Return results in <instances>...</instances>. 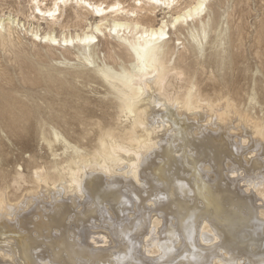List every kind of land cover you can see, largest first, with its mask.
I'll list each match as a JSON object with an SVG mask.
<instances>
[{
    "label": "bare ground",
    "instance_id": "6f19581e",
    "mask_svg": "<svg viewBox=\"0 0 264 264\" xmlns=\"http://www.w3.org/2000/svg\"><path fill=\"white\" fill-rule=\"evenodd\" d=\"M209 1L134 0L126 8L119 1L27 0L28 10L18 2L5 18L0 16L1 50L14 55L17 48L24 56L17 34L20 24L30 21L26 33L32 43L73 50L87 69L76 76L103 88L102 97L113 110V124L105 126L100 123L106 115H86L99 119L91 151L71 145L50 125L53 142L63 145L59 155L45 137V121H37L0 85V132L37 130L53 157L48 168L32 169L33 188L21 199L11 202L6 190H0L3 261L264 264V208L256 207L254 195L248 194L252 188L264 201V173L251 177L252 171L264 170V160L257 157L264 154V118L239 105L240 89L232 79L200 85L195 66L204 67L197 57L205 41L215 50L208 66L221 71L238 61L235 41L243 40L238 27L230 33L227 12H219L220 4L229 0H221L217 10L208 7ZM3 3L0 6L10 5ZM201 3L204 11L197 14ZM63 14L73 20L71 25L59 22ZM42 23L45 28L40 29ZM162 28L167 39L153 40ZM170 32L177 34L174 42ZM100 35L110 39L103 59L95 50ZM257 36V42L264 41L263 31ZM180 40L194 57L188 64V56L174 57L183 45ZM255 55L264 68L262 46ZM58 63L68 64L65 59ZM29 64L39 76L47 73L31 60ZM166 135L168 141H162ZM250 141L259 144V153H252V146L246 145ZM239 170L249 172L248 178L233 179ZM239 181L246 184L244 191ZM91 228L102 231L95 237ZM199 240L212 245L199 246Z\"/></svg>",
    "mask_w": 264,
    "mask_h": 264
},
{
    "label": "rangeland",
    "instance_id": "374dc122",
    "mask_svg": "<svg viewBox=\"0 0 264 264\" xmlns=\"http://www.w3.org/2000/svg\"><path fill=\"white\" fill-rule=\"evenodd\" d=\"M3 1L4 0H0V4H5ZM50 1L51 0H46V3L49 4ZM91 1L103 2L105 4L119 1L125 5L126 8H129L133 6L134 0ZM220 1L221 0H211L208 2V7L217 10L216 6L220 4ZM7 2H10L12 7H9L10 5L0 6V10H2L0 16L3 15L4 18L7 16L8 11L16 8L18 2H20V6L24 5L23 7H26L24 9L25 11L29 9L27 0H17V2L16 0H7ZM224 11H226L228 15L227 22L230 26V33L237 29L236 27L242 31L241 37H243V40L235 41L238 48H235L234 52L238 56V61L236 60L233 62L231 68L228 70L218 71L215 68L213 69L208 66L207 61L210 58L209 55L215 50L212 48L211 44L208 43L209 41H205L203 52L197 57L198 62L203 64L204 67L200 64L195 66L198 71V79L201 80L200 85H202L201 87H205L212 83L219 84V82H222L221 77L224 78V80L232 79L238 87V91L240 89L239 105L244 106V108L251 114L264 118V68L260 63V59L255 55L256 51H259L261 46L264 49V41H256L258 38L257 35L261 31L264 32V28L260 30V24L264 23V0H229L227 4H220L219 12ZM162 17L163 15L157 16L158 19ZM157 18L156 20H158ZM63 20H65V22L68 20V25H71L73 22L71 19H66L65 14L60 17L59 22L62 23ZM87 20L92 21V18L87 16ZM23 21L25 20L22 19L21 23ZM25 23L26 25H24V27H21L22 24H20L19 30L21 31H18L20 33L17 34L19 40H21V49L25 52L24 56H21L22 54L19 53L17 48L15 49L16 54L14 55L8 53V49L1 50L0 48V73L3 72L5 74L4 77H0V85L2 88L8 90L18 102L24 104L23 108L25 106L33 112V114L37 116V121L40 122L41 120V124L45 121V124H47L44 126L45 137L52 141V150L57 154H62L63 145L59 142H53V138L47 130L50 125L61 135L65 136L66 140L71 145H75L85 151H91V147L94 144L93 139L98 130L97 121L99 119L96 117L86 118V115L89 113H92L97 117L106 115L107 119L102 120L104 123H100V126H105V124L107 125L109 123L113 124L110 119L113 110L108 108L106 98L103 99L102 97L104 89L99 87L96 83L88 82L76 76V72L87 73V69L84 68L81 65V62L75 58L73 50L65 51L57 47L48 49L43 44L37 42H35L36 44L32 43L30 34L26 33V31L29 30L31 22L29 21L28 23L26 21ZM35 25L36 24H34V26ZM43 28H45L44 23L41 24L40 29ZM57 31L59 30L57 29L56 32ZM71 32H73L72 29ZM105 35L107 36L106 33ZM169 35L171 38L170 42H174L177 34L170 32ZM100 36L95 50L97 51L98 56L100 54V59H103V56L106 54V42L110 41V39L106 41V36ZM15 41H17V39H15ZM181 42H183V45H178V51L174 57L179 54H184L189 57V59L186 60V63L188 64L194 60V57H191L189 52L185 49L186 42L180 40L179 43ZM112 44H114L113 41ZM229 49H231L230 46ZM16 57L18 61L16 60ZM29 59L34 64L33 67L36 66L41 70H46L47 73H42V76H39L33 68H30L31 65L29 64ZM63 59H65L68 64L58 63L63 61ZM231 74H233V76ZM48 76L51 77V80L48 79ZM250 97H253L254 99L249 101ZM78 110L82 112V116L79 117V119L77 116L81 115V113H79ZM77 113L79 115H77ZM28 132L29 131L23 133L19 132L17 135L0 132V190H6L7 197L11 202L21 199V194L26 190H31L33 188V183L31 181L32 169L34 170L38 167L48 168L53 159L50 154L52 153V150L47 147L37 130ZM35 132H37L38 135ZM83 136L85 138H82ZM166 136L167 138L164 136L162 141H168V135ZM236 141L239 142L238 139ZM239 145L241 146V141ZM246 145L252 146L253 154L260 152L259 148H256L259 144H256L255 146L250 141L249 143H246ZM69 152L70 150L67 151V153ZM247 156L249 157V155ZM257 157L264 160L263 153L257 154ZM58 158H60V156H58ZM238 172V177L234 176L233 179L236 178V180H239L241 178H248L249 176V172L246 170H239ZM263 173L264 170H259L258 172L252 171L251 177L255 178L257 176V178H261ZM227 174H229V172H226V175ZM228 176L231 177V173ZM239 182L241 184V181ZM242 183L243 184H241L240 187L242 191H244L246 184L243 181ZM254 191L255 190H252L251 188V191L249 193L247 192L250 195H254L253 204L256 207L264 208V201H261L259 196L255 194L256 191ZM95 224H98V222H95ZM90 231L93 233L96 232L94 236L97 237L102 229L91 228ZM4 237L2 236V238ZM154 237L156 236L154 235L153 238ZM199 241L197 242L199 246L204 245L205 247H209L211 244L207 245L201 240ZM145 251L142 249V253L144 252L143 255L146 256L147 254ZM7 262L8 261L5 260L3 261L0 257V264H8L9 262ZM242 264H244V262Z\"/></svg>",
    "mask_w": 264,
    "mask_h": 264
},
{
    "label": "snow or ice",
    "instance_id": "6c2138e0",
    "mask_svg": "<svg viewBox=\"0 0 264 264\" xmlns=\"http://www.w3.org/2000/svg\"><path fill=\"white\" fill-rule=\"evenodd\" d=\"M154 2L159 3L160 0H154ZM203 11H204V4L201 3L200 5L197 6L196 12H197V14H201ZM49 15H51V13H50ZM186 18H187V19H191L192 17H191V15H188ZM178 19H179V18H178ZM174 26H175V25H173V27H174ZM152 39H153V40H161V41H162V40H166V39H167V36H166V34H165V30L162 28L160 32H158V33H156V34H154V35L152 36ZM141 62H142V61H141ZM142 70H144V69H142ZM154 74H155V73H154Z\"/></svg>",
    "mask_w": 264,
    "mask_h": 264
}]
</instances>
